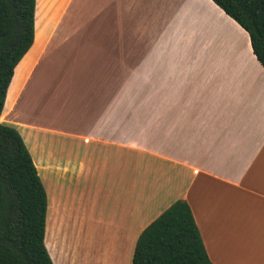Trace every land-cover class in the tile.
I'll list each match as a JSON object with an SVG mask.
<instances>
[{
    "label": "crops",
    "instance_id": "1",
    "mask_svg": "<svg viewBox=\"0 0 264 264\" xmlns=\"http://www.w3.org/2000/svg\"><path fill=\"white\" fill-rule=\"evenodd\" d=\"M38 11L43 24L60 13L49 33L56 40L39 67L49 36L37 45L34 21L0 122L24 89L30 103L33 75L80 22L93 33V62L123 64L140 97L139 120L117 116L130 109L86 103L83 119L65 127L40 116L44 131L14 127L45 190L52 264H76L68 252H78V235L93 242L79 264H131L141 232L179 200L212 264H264V70L248 34L211 0H35V19Z\"/></svg>",
    "mask_w": 264,
    "mask_h": 264
},
{
    "label": "trees",
    "instance_id": "2",
    "mask_svg": "<svg viewBox=\"0 0 264 264\" xmlns=\"http://www.w3.org/2000/svg\"><path fill=\"white\" fill-rule=\"evenodd\" d=\"M249 37L264 70V0H211ZM35 0H0V117L17 64L33 44ZM47 200L19 132L0 123V264H52L44 245ZM131 264H212L186 202L139 235Z\"/></svg>",
    "mask_w": 264,
    "mask_h": 264
},
{
    "label": "rangeland",
    "instance_id": "3",
    "mask_svg": "<svg viewBox=\"0 0 264 264\" xmlns=\"http://www.w3.org/2000/svg\"><path fill=\"white\" fill-rule=\"evenodd\" d=\"M40 14L38 11L35 25L37 31L40 32L37 45L42 46L53 25L57 23V28L60 24L61 15L59 12L51 13L43 24ZM84 19L86 18L84 17ZM73 26L75 27V22ZM87 27L89 26L86 23L80 22L78 25L79 32L75 33L73 39L63 38L71 41L63 44L58 52L45 62L44 69L41 67L35 76L33 75L30 83V103L28 104V91L24 89L15 110L0 123L15 128L20 127V125L37 126L41 131H44L43 129L49 125L59 129V127H65L76 120L83 119L86 103L111 104L115 105L117 110H121V108L130 109V113L117 112V116L128 115L129 118L127 119L139 120L140 97L126 84L123 78L124 65L116 64L109 67L106 64L93 62L92 50L89 47L93 33ZM57 34L55 32L54 36L57 37ZM50 37L51 35L46 41L40 59H38L39 67L51 49L54 40H56ZM34 55L35 52L30 54L31 57ZM34 78L39 80L35 82ZM39 118L44 119V122L46 120L47 125L44 126L41 122L34 123V119L38 120ZM46 135V137L52 136ZM41 140H37L36 143L38 144ZM41 143L40 149L38 148L36 152L35 162L42 176L44 154L43 142L41 141ZM78 236L80 239L72 240V243L77 246L78 252H68L76 264L85 260L86 255L93 254L92 252H83L84 248H90L93 242L84 241L81 235Z\"/></svg>",
    "mask_w": 264,
    "mask_h": 264
}]
</instances>
